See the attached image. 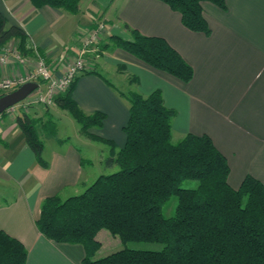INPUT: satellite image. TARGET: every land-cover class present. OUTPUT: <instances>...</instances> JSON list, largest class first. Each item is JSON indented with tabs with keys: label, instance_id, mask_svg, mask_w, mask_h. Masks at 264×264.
<instances>
[{
	"label": "crops",
	"instance_id": "1",
	"mask_svg": "<svg viewBox=\"0 0 264 264\" xmlns=\"http://www.w3.org/2000/svg\"><path fill=\"white\" fill-rule=\"evenodd\" d=\"M223 1L224 9L210 2L202 4L208 35L186 29L179 14L160 0H79L76 14L48 6L34 8L28 0H0V14L24 31L28 45L41 51L56 76L71 62L78 40L97 20L106 25L105 37L129 39L123 28L126 24L142 35L165 39L191 66L189 82L155 71L118 48L105 49L98 61L92 60L99 76L78 75L73 101L85 114L99 111L105 115L101 128L92 132L116 148L123 144L127 104L102 78L117 80L128 73L137 77L136 91L147 95L160 90L164 105L175 110L172 137L192 133L211 138L227 160V182L232 188L246 175L264 185V0ZM33 58L21 54L20 62L9 53L0 72L9 79L25 76L34 69ZM59 110L53 105L39 114L37 105H32L23 111L41 122L40 136L39 127H46L45 112L53 120V111ZM20 112L5 111L0 116V229L23 244L25 264H81L80 245L47 240L34 220L45 197L59 195L67 187L84 188L82 158L73 146L63 147L56 139L59 148L56 145L49 156L42 155L46 167L37 164L15 123ZM74 130L79 133L77 125ZM96 238L98 255L121 246L105 230ZM106 241L111 248L104 249Z\"/></svg>",
	"mask_w": 264,
	"mask_h": 264
},
{
	"label": "trees",
	"instance_id": "2",
	"mask_svg": "<svg viewBox=\"0 0 264 264\" xmlns=\"http://www.w3.org/2000/svg\"><path fill=\"white\" fill-rule=\"evenodd\" d=\"M28 1L34 8L78 12L79 0ZM160 1L179 14L186 29L205 35L210 29L202 4L210 2L225 8L223 0ZM98 21L102 20L90 29ZM123 28L130 38L103 35L97 54L118 48L155 71L181 82L191 80V66L165 39L142 35L126 24ZM27 39L18 25L9 24L0 14V50L11 44L19 54L34 57L37 53L44 60L41 51L29 46ZM118 68L123 69L122 65ZM84 73L99 76L92 65ZM77 77L53 96L52 102L70 113L80 135L109 145L110 154L102 163L117 170L99 174L77 195L45 197L34 220L37 231L53 243L80 245L81 264H264V185L246 175L238 187L232 188L227 182V160L207 134L186 133L173 143L171 124L176 112L164 105L160 90L147 95L134 89L121 91L102 78L127 104L124 142L116 148L112 141L92 132L101 128L105 115L99 111L85 114L73 101ZM34 82L43 84L41 80ZM136 83L133 75L127 79V84ZM45 114V125H50L54 134L52 116ZM15 123L35 162L46 167L43 141L37 132L41 122L22 111ZM184 180L197 184L194 188L180 187ZM172 196L176 198L173 214L165 216L162 207ZM100 230L108 231L121 246L98 255L96 235ZM128 242L157 243L161 247L129 248ZM26 256L23 244L0 229V264H25Z\"/></svg>",
	"mask_w": 264,
	"mask_h": 264
},
{
	"label": "rangeland",
	"instance_id": "3",
	"mask_svg": "<svg viewBox=\"0 0 264 264\" xmlns=\"http://www.w3.org/2000/svg\"><path fill=\"white\" fill-rule=\"evenodd\" d=\"M101 54H102L101 52L99 55L95 53L94 59L98 61L97 59L100 58ZM90 60L92 61V59ZM125 74L126 75L120 76V78L117 80L114 78L113 80L111 77H106V76L105 78L110 82V84H112L118 90H121V91L123 90L128 91V90H133V89L135 90V87L133 85L127 84V79L131 75H129L128 73H125ZM125 80H126V83H125ZM39 86H40V89L43 91L45 87L42 85H39ZM33 105L35 106L37 105L39 109V114H42L43 109L45 107L49 108L50 106H53L54 104L53 102H51V104H46V105L42 103H36ZM16 109L19 111H23V110L26 111V109H21L18 106H16ZM53 116L54 117H53L52 122L55 124V128H56V130L54 131V134H51L52 127H50V125L46 126L44 129H41V127H39V131L41 132L40 133L41 140L43 141V152H42L43 156H49L50 153L54 150L56 145L59 148V145L56 144L57 143L56 139L61 140L58 143L59 144L61 143L63 147L65 145L73 146L76 150L79 151L80 157L82 158V169H83L82 181L86 182L84 188L88 186L99 174H109L117 170V167L115 166L112 168H107L102 163V159L108 157L110 154V147L106 142L94 140V139H86V138L81 137L79 133L76 134L77 132L74 130V127L77 124L75 120L73 119V117L70 115V113H68L66 110L61 109L56 112L53 111ZM53 135H56V138H53ZM177 140L178 139L173 135L172 142L173 143L177 142ZM196 184L197 183L194 180H184L180 184V187L194 188ZM82 188L83 187H81V185H79L77 188L67 187L62 192L59 193V196L62 199H65L69 196L77 195L83 191L84 188L83 189ZM175 203H176V198L172 196L163 205L162 212L165 216H170L173 214ZM106 232L108 233V231ZM117 240L115 241V243H117L116 245L120 243L119 240L118 241ZM126 246L129 248H145V249H159L161 247V245L157 243H145V242H128L126 243ZM106 247H109V244L107 241L104 243V249Z\"/></svg>",
	"mask_w": 264,
	"mask_h": 264
},
{
	"label": "built area",
	"instance_id": "4",
	"mask_svg": "<svg viewBox=\"0 0 264 264\" xmlns=\"http://www.w3.org/2000/svg\"><path fill=\"white\" fill-rule=\"evenodd\" d=\"M103 35H105V24L103 21H98L94 28L88 30L87 33L78 40V45L73 50L72 60L61 72L59 76L61 78L53 74L37 53L32 59L35 63L34 69L25 76L9 79L5 78L0 72V94L8 93L28 81L41 80L44 84L42 86L45 87L42 91L39 86L40 84L37 83L38 86L36 90L24 100L9 107L6 111L12 110L11 112H14L17 110L16 106L21 109H26L30 105L36 103L51 104L53 96L65 90L74 77L91 69V55L94 57V54L97 53V44ZM9 53H13L20 62L22 61L21 54L17 52L16 46L10 45L8 49L1 51L0 65L4 64Z\"/></svg>",
	"mask_w": 264,
	"mask_h": 264
},
{
	"label": "water",
	"instance_id": "5",
	"mask_svg": "<svg viewBox=\"0 0 264 264\" xmlns=\"http://www.w3.org/2000/svg\"><path fill=\"white\" fill-rule=\"evenodd\" d=\"M38 84L34 81H28L14 90L0 96V114L7 110L9 107L19 103L28 97L34 90L37 89Z\"/></svg>",
	"mask_w": 264,
	"mask_h": 264
}]
</instances>
